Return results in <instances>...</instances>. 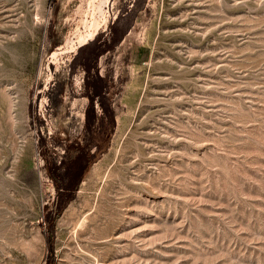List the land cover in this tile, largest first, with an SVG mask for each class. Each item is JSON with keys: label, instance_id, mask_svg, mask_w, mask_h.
<instances>
[{"label": "rangeland", "instance_id": "374dc122", "mask_svg": "<svg viewBox=\"0 0 264 264\" xmlns=\"http://www.w3.org/2000/svg\"><path fill=\"white\" fill-rule=\"evenodd\" d=\"M0 264H264V0H0Z\"/></svg>", "mask_w": 264, "mask_h": 264}, {"label": "trees", "instance_id": "16d2710c", "mask_svg": "<svg viewBox=\"0 0 264 264\" xmlns=\"http://www.w3.org/2000/svg\"><path fill=\"white\" fill-rule=\"evenodd\" d=\"M81 151H87L86 149H85V147L83 146V147H81Z\"/></svg>", "mask_w": 264, "mask_h": 264}]
</instances>
